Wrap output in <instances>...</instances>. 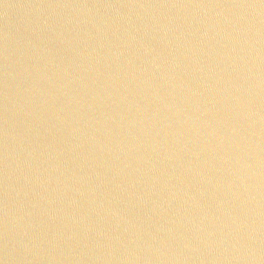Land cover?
I'll list each match as a JSON object with an SVG mask.
<instances>
[{"label":"water","instance_id":"1","mask_svg":"<svg viewBox=\"0 0 264 264\" xmlns=\"http://www.w3.org/2000/svg\"><path fill=\"white\" fill-rule=\"evenodd\" d=\"M0 264H264V0H0Z\"/></svg>","mask_w":264,"mask_h":264}]
</instances>
